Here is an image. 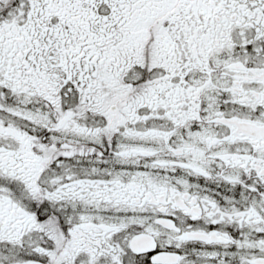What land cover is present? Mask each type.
<instances>
[{
  "label": "snow or ice",
  "instance_id": "obj_1",
  "mask_svg": "<svg viewBox=\"0 0 264 264\" xmlns=\"http://www.w3.org/2000/svg\"><path fill=\"white\" fill-rule=\"evenodd\" d=\"M0 264H264V0H0Z\"/></svg>",
  "mask_w": 264,
  "mask_h": 264
}]
</instances>
